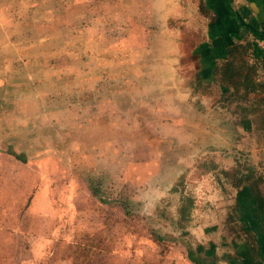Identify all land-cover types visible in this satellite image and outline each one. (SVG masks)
I'll return each instance as SVG.
<instances>
[{"label":"rangeland","instance_id":"374dc122","mask_svg":"<svg viewBox=\"0 0 264 264\" xmlns=\"http://www.w3.org/2000/svg\"><path fill=\"white\" fill-rule=\"evenodd\" d=\"M134 6L0 0V264H208L165 209L179 191L185 211L211 209L264 183V103L226 94L230 130L244 137L227 145L230 158L212 144V157L206 140L227 127L200 132L198 145L194 127H179V52L191 61L195 35L180 38L160 7ZM243 58L260 67L249 50ZM197 150L203 158L192 159ZM213 162L226 169L201 175Z\"/></svg>","mask_w":264,"mask_h":264},{"label":"crops","instance_id":"0c3cea01","mask_svg":"<svg viewBox=\"0 0 264 264\" xmlns=\"http://www.w3.org/2000/svg\"><path fill=\"white\" fill-rule=\"evenodd\" d=\"M131 1L134 2L137 13H141L139 11L142 9L145 15L160 7V12L167 15L165 23L176 28L179 35H182L180 38L184 37L185 31L195 35L190 49L191 61H181L183 54L179 52V127H194L192 141L197 140V145L200 137L205 142V135L200 136V132L204 133L216 125L227 127L222 129L223 134L219 136L214 131L215 135L209 136L206 142L213 150L212 157H216L213 149L215 146L212 144L217 142L224 146V153L219 152V157L230 158L229 153H226L227 145L231 147L232 144H241L244 136L241 135L238 124L235 125L237 131L233 133L230 130L232 125L227 121L230 106L223 101L226 97L223 91L227 88L223 89L220 81H217L216 67L224 60L225 50L235 45L257 49L259 61L263 60L264 0ZM170 20L174 22L170 24ZM154 27L156 28L153 24L147 30ZM165 28L168 29V26ZM190 62L191 66L186 71L185 64ZM194 79L195 82H192ZM194 106L199 114L196 120H189L187 114L193 111ZM217 115L222 118L217 119ZM185 145H179V158L188 157ZM192 154V159L203 155H200L199 150ZM216 169L224 170L226 167H217L213 162L211 169L201 175L215 176ZM183 174H187L186 167L179 168V176ZM189 188L193 191L191 184ZM180 195L181 191L179 206L183 197ZM216 203H219L218 207L206 209L204 205L199 207L196 202H192L190 209L186 211L188 214L185 225L181 220L183 215L179 212V240L188 238L193 244L197 241L199 245L198 253L193 252H196L194 246L188 252L197 257L206 255L208 264H264V183L239 186L228 202L225 198L218 197L215 205Z\"/></svg>","mask_w":264,"mask_h":264},{"label":"trees","instance_id":"16d2710c","mask_svg":"<svg viewBox=\"0 0 264 264\" xmlns=\"http://www.w3.org/2000/svg\"><path fill=\"white\" fill-rule=\"evenodd\" d=\"M246 50L247 51L249 50V54H252L253 57L256 59V61L260 63L259 68L257 66H254L253 68L251 64L249 66L244 63L243 55L244 53H246ZM225 52L226 53H225L224 60H222V62L216 67L217 81H220L221 85L223 86V89H225L224 87L227 88L223 92L226 93L228 97L233 96L234 93L242 92L243 97L245 95L248 96V98L246 99H252L251 97L254 96L256 97V100H259V101H256L257 103L260 101L264 103V98H263L264 81L260 82L256 80V78L254 77L258 69H259V72L257 73H261L264 75V56H262L263 57V60L261 59L262 62L259 61L260 58L257 55L258 54L257 49L246 46V45L231 46L228 49H226ZM261 64H262V68H261ZM235 97H238V96H235ZM261 119L264 121V113L262 114ZM256 128L261 129V131L264 133V125L262 123H261V126H257ZM11 153L18 160L22 162L25 161V158L22 153H15V152H11ZM93 191H98V189L93 188ZM96 197L101 202L105 201L104 198L98 195ZM117 202H119L121 206L123 207L124 213L129 214V212H126V208L124 207L125 202H122L121 199L119 201L117 200ZM180 202H182L180 206H179V202H172L171 206H168L165 209V211L169 210L165 212L166 214L169 215L168 222H173L174 224L178 226V228L180 225L179 224V212H181V214L183 215V217H181V220H183L184 225H185L184 221H187L186 216L188 214V212L185 211L187 207L186 202H183L182 200ZM171 228H174V227H171ZM175 229H177V227H175ZM157 239L159 240V237H157Z\"/></svg>","mask_w":264,"mask_h":264}]
</instances>
